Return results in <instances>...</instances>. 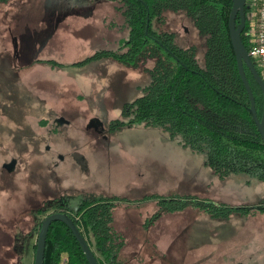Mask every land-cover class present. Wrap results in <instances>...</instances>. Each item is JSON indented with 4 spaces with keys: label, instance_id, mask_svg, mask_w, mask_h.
<instances>
[{
    "label": "rangeland",
    "instance_id": "obj_1",
    "mask_svg": "<svg viewBox=\"0 0 264 264\" xmlns=\"http://www.w3.org/2000/svg\"><path fill=\"white\" fill-rule=\"evenodd\" d=\"M183 23L170 18L177 41L183 46L196 43L194 30ZM128 34L117 4L108 0L0 1L4 130L38 142L18 166L25 169L21 193L11 197L0 190V228L15 242L9 241V261L0 264H34L39 223L55 211L49 208L42 218L36 213L39 201L47 208L48 201L64 199L75 210L83 199L98 197L122 199L115 225L127 237L122 256L134 264L149 259L155 264H264V214L217 218L194 206L260 203L263 186L213 182L204 155L162 140L158 131L139 125L109 130L111 120L121 118L124 104L142 94L149 74L144 66H128L112 57L76 62L98 50H117ZM48 58L63 65L52 67ZM14 72L19 80H13ZM54 97L52 104L66 99L58 110L46 104ZM24 98L31 99L25 103ZM63 117L64 122L59 120ZM0 142L8 148L0 153L1 169L19 150L3 135ZM172 199L185 207L171 213L161 206V200ZM19 209L23 231L16 227ZM155 212L161 216L149 239L161 242L139 249L148 237L138 227ZM4 252L0 249V255Z\"/></svg>",
    "mask_w": 264,
    "mask_h": 264
},
{
    "label": "trees",
    "instance_id": "obj_2",
    "mask_svg": "<svg viewBox=\"0 0 264 264\" xmlns=\"http://www.w3.org/2000/svg\"><path fill=\"white\" fill-rule=\"evenodd\" d=\"M108 1L117 4L125 26L129 28L128 37L121 40L117 50H98L76 64L112 57L128 66H144L149 74V81L143 86L142 94L124 104L121 118L111 120L109 130L115 132L125 126L139 125L158 131L162 140L174 142L194 154L204 155L205 165L214 177L213 182L218 180L220 184L225 183L224 187L232 184L237 187L240 183L243 184L241 187H264L263 139L251 115L250 97L237 68V58L230 42L228 28L233 0ZM247 2L251 3L250 0ZM251 9L252 5L247 8V15ZM170 18L172 22L180 19L184 25H190L195 32L196 43L181 45L177 41L176 31L169 26ZM248 27L247 19L242 42L249 51L251 42L247 35ZM45 61L52 62L53 66L63 65L54 59ZM246 70L259 116L262 117V90L251 72ZM12 78L19 80V72L12 73ZM30 99L24 98L23 101L27 103ZM5 104V99L0 97V110ZM5 118V114L0 116V136L3 135L5 141L13 143L16 150H19L10 159L12 161L17 158L18 169L9 173L4 166L1 167L0 190L15 197L26 185L20 175L25 169L18 167L22 155H31L28 148L34 146L36 149L38 142L35 138L26 141L21 133H5ZM59 120L65 121L64 118ZM44 121L41 123L45 124ZM21 143L25 144L20 146ZM5 144L0 142V153L8 150ZM24 148L25 153L22 152ZM48 202L50 204H47V208L38 202V215L43 218L49 208L67 212L78 224L100 264L122 263L127 237L116 227L114 216L115 210L123 203L122 199H83L75 210L64 199ZM160 204L171 213L185 207L184 202L173 199L161 200ZM194 206L217 218H229L237 212L246 215L264 214V201L239 206L218 205L216 202ZM16 212V227L23 231L25 219L19 218L23 216L22 209ZM160 216L161 213L155 212L144 221L143 226H152ZM4 230L5 227L0 228V249L5 251L0 259L8 260L11 245L15 242H11V235ZM34 247L36 250L37 244ZM44 264H90L77 237L62 221H55L50 226Z\"/></svg>",
    "mask_w": 264,
    "mask_h": 264
},
{
    "label": "water",
    "instance_id": "obj_3",
    "mask_svg": "<svg viewBox=\"0 0 264 264\" xmlns=\"http://www.w3.org/2000/svg\"><path fill=\"white\" fill-rule=\"evenodd\" d=\"M248 0H233V6L230 13L229 18V28L230 29V37L234 52L237 58L238 69L242 81L245 84V87L248 91L250 97V112L253 116V120L258 127L259 133L262 136L263 144H264V106L262 117L259 116L257 103L255 94H253V89L251 86V82L248 81L249 78L247 76L248 69L251 74L253 75L255 81L258 83L262 90L263 98H264V80L262 75L260 74L257 66L255 65L252 57L249 55V51L246 48L243 41V33L246 29L247 25V8H249ZM17 161L16 159L12 160L9 164L5 165V167H11L9 170L13 171L15 169ZM55 221H62L67 224L70 229L73 231L75 236L77 237L78 241L80 242L84 253L90 264H100L97 256L95 255L93 249L91 248L90 244L88 243L87 239L83 235L82 231L80 230L76 221L65 211H55L48 214L43 220L41 224V228L38 235L37 240V248L35 253V262L34 264H44L45 260V251H46V241L47 235L50 229V226Z\"/></svg>",
    "mask_w": 264,
    "mask_h": 264
},
{
    "label": "built area",
    "instance_id": "obj_4",
    "mask_svg": "<svg viewBox=\"0 0 264 264\" xmlns=\"http://www.w3.org/2000/svg\"><path fill=\"white\" fill-rule=\"evenodd\" d=\"M250 2L249 7L252 5V9L246 14L249 21L247 35L251 42L249 55L257 63L256 68L260 69L264 80V0ZM77 219H80V216H77Z\"/></svg>",
    "mask_w": 264,
    "mask_h": 264
},
{
    "label": "crops",
    "instance_id": "obj_5",
    "mask_svg": "<svg viewBox=\"0 0 264 264\" xmlns=\"http://www.w3.org/2000/svg\"><path fill=\"white\" fill-rule=\"evenodd\" d=\"M48 59H51V58H48ZM52 66V65H51ZM52 67H54V66H52ZM44 88V87H43ZM45 89V88H44ZM55 98H57V97H54L53 98V100H52V102H50L49 101V103H46V104H48V105H54V110H58L57 108L58 107H60L61 105H63L64 104V102L66 101V99H63V100H60V99H56L55 100V103L54 104H52L53 102H54V99ZM51 103V104H50ZM52 108V107H51ZM64 118V117H63ZM153 225L152 226H150V227H144L142 224L140 225V227H138L139 229H142L141 230V233H146L147 234V236L146 235H142L141 234V238L143 237V236H146V237H148L145 241H140L139 243H141L139 246H138V248L139 249H146V245H154V247L153 248H155L156 247V245L158 244L157 242H161L160 241V239H156V238H154V239H152V240H150L149 238H150V233L153 231L152 229H153ZM138 228H136V229H138ZM124 232H126V231H124ZM135 234V233H134ZM139 240V239H138ZM124 257V256H123ZM134 261L135 260H127V259H122V263L121 264H129L130 262H131V264H134ZM142 262V261H141ZM136 264V263H135ZM144 264H155V262H154V260L153 259H149V260H147L146 262H144Z\"/></svg>",
    "mask_w": 264,
    "mask_h": 264
},
{
    "label": "flooded vegetation",
    "instance_id": "obj_6",
    "mask_svg": "<svg viewBox=\"0 0 264 264\" xmlns=\"http://www.w3.org/2000/svg\"><path fill=\"white\" fill-rule=\"evenodd\" d=\"M52 89V88H51ZM51 89H49V90H51ZM56 92V91H55ZM15 159V158H14ZM17 161V160H16ZM9 164V163H8ZM5 165H7V164H5ZM5 165H4V168L10 173V172H12L11 170H9L11 167H5ZM16 165H17V163H16ZM16 165H15V167H16ZM52 205H54V204H52ZM56 211H63V210H56ZM55 212V211H54ZM3 261H5V262H7V259L6 260H3ZM2 262V260L0 259V263Z\"/></svg>",
    "mask_w": 264,
    "mask_h": 264
}]
</instances>
